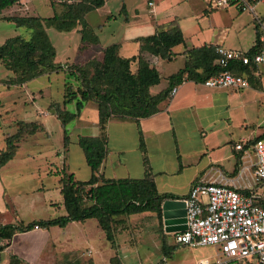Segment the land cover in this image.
<instances>
[{"label":"rangeland","instance_id":"rangeland-1","mask_svg":"<svg viewBox=\"0 0 264 264\" xmlns=\"http://www.w3.org/2000/svg\"><path fill=\"white\" fill-rule=\"evenodd\" d=\"M60 1L62 0H54L62 6ZM210 2L211 0H155V6L148 9L143 0H107L99 10L88 13L85 20L98 36L110 30L120 32L122 26L132 34L146 37L157 30H167L178 25L188 44L196 45L209 36L211 29L208 30V19L233 11L240 13L234 6L222 11L212 9ZM51 13L49 0H20L6 17H0V40L5 39V44L7 40L14 39L12 62L4 63L0 59V134L3 132L6 136L14 135L19 122H38L43 125L41 131L24 136L26 139L19 144L20 147L18 145L8 163L14 164L13 168L19 172H33V177L25 173L24 179L28 178L30 185L40 181L39 185H44L41 196L53 203L61 201L62 206L57 173L62 169L69 173L73 170L77 180L85 181L91 172L77 139L79 136H97L96 126L91 121L93 115L90 116L89 113L91 111L94 114L97 103L89 101L85 104L87 122L79 123L80 127L75 126L74 120L63 128L50 113L54 108L58 113L65 110L75 112V101L66 105L64 101L72 95L78 96V90L90 91L89 80L94 70L91 64L102 61L101 44H105V41L103 38L96 45L82 43L80 25L71 32H60L53 26H44L55 49L53 67H38L36 71H31L25 64L24 48L21 46V40L27 41L31 31L16 27L13 22L6 21V18L11 15L48 18ZM210 16L211 19L208 18ZM175 18H180L176 24L172 22ZM224 28L221 26L217 32ZM258 72L259 77L253 79L254 84L236 92L239 100L233 109L232 123L237 126V131L240 130L238 137L243 135L245 139L252 136L251 139H255L259 134H264L263 65L259 66ZM111 118L121 119L116 115ZM64 134L69 137L66 148L63 145ZM49 171L56 172V175L44 180ZM64 215L62 206L60 212L53 213L51 218ZM52 228L49 235L51 241L47 246L38 235L21 237V241L17 242L18 251L14 249L18 256L25 258L30 264H161L165 256L163 244L167 250L173 249L170 258H167L168 264H195L200 259H213L215 256V249L211 246L189 248L176 245L172 236L165 235L163 222L155 213L116 218L112 224V242L105 239L95 219L70 223L63 228Z\"/></svg>","mask_w":264,"mask_h":264},{"label":"crops","instance_id":"crops-1","mask_svg":"<svg viewBox=\"0 0 264 264\" xmlns=\"http://www.w3.org/2000/svg\"><path fill=\"white\" fill-rule=\"evenodd\" d=\"M252 4L254 14L264 13V4L257 0H254ZM124 5L126 8V4ZM10 9L13 10V8ZM10 9L2 11L0 17L7 15ZM236 10L240 13L226 12L227 15L215 16L212 20L208 19V30H211L209 36L201 43L188 44L187 38L181 32L184 43L171 49L173 55L170 60H163L143 52L142 58L159 75V83L149 88V94L157 96L167 90L169 77L183 69L187 61H191L186 52L193 48L208 45L211 47L222 46L248 53L254 48L256 50L254 15L250 12ZM208 18L211 19V16ZM179 21L180 18H175L172 22L176 24ZM221 26L225 27L224 30L217 32ZM176 27L181 28L178 25ZM120 29V32L114 33L110 30L105 34L101 33V36L94 33L98 37L99 43L104 38L105 44H101V49L115 44L118 45L117 54L121 58L129 59L140 55L141 43L139 40L142 37L130 33L128 28L121 26ZM92 30L94 32L93 28ZM4 42L5 39L2 38L0 45ZM137 67V61L132 62L130 64L131 72L134 73ZM258 69L259 67H256L255 77H259ZM174 88L176 89L175 93L172 95L170 91L158 105V112L148 118H111L107 121L105 125L106 157L99 169V173L105 179L143 178L145 168L148 167L157 192L171 195L173 198L169 200H183L190 187L200 180L219 182V173L228 183L236 182L235 178L243 161L240 158L241 154L233 149V145L246 138L243 135L238 137L241 134L240 130L237 131V126L232 123L233 109L239 100L236 92L239 91L206 88L202 83L192 80H185ZM86 111L87 105L74 119L76 127L79 126V123L87 122ZM89 113L90 116L93 115L91 121L96 126L98 134L97 110L94 111V114L91 111ZM50 114L55 117L54 110ZM45 117L49 116L45 115ZM38 124L41 125V123ZM262 134H259V137H263L264 134ZM6 137L1 132L0 152L5 149L4 140ZM24 139L26 138H23L16 146L18 147ZM141 141L144 145V153L140 147ZM144 157L147 160L146 166L143 161ZM13 165L7 162L0 168V226L8 224L26 226L31 222L51 220L53 213L60 212L63 202L61 206V201L57 203L46 201V198L41 196V189H44V185H39L40 181L30 185L28 178L25 177L27 178L25 180L23 177L25 173L33 177L34 173L19 172L13 168ZM70 172L67 173L73 174L74 180L79 181L75 177V171ZM57 174L60 180V172ZM118 174H121L120 177ZM45 175L44 180H49L56 175V172L49 171ZM90 176L91 172L88 179ZM247 178L249 179V173H247ZM236 185H238L237 182ZM52 229V227L48 229L33 228L17 233L8 243L0 241V264H13V261L18 264H30L25 258L18 256L14 250L18 251L17 242L21 241V237L34 234L40 236L47 246L51 241L49 235ZM165 235L172 236L167 233ZM30 246L32 247V244ZM166 264H168L167 259Z\"/></svg>","mask_w":264,"mask_h":264},{"label":"trees","instance_id":"trees-1","mask_svg":"<svg viewBox=\"0 0 264 264\" xmlns=\"http://www.w3.org/2000/svg\"><path fill=\"white\" fill-rule=\"evenodd\" d=\"M20 0H0V14L10 8H16ZM107 0H62V6L49 0L52 10L51 17L39 18L13 15L6 18L18 28L31 31L27 41L21 40L24 48V61L31 71L38 67L52 69L55 49L52 46L44 26H53L60 32H71L78 25L81 26L80 34L82 43L96 45L98 37L92 28L87 25L85 16L101 8ZM61 7V8H60ZM124 10V6L122 7ZM6 17V16H5ZM2 18V17H1ZM14 39H9L0 45V59L2 62L11 63ZM140 55L129 59L121 58L117 54L118 45H110L102 49V61L91 64L94 68L90 77V91L78 90L77 95L70 96L64 104L75 101V112L63 111L58 113L54 108V115L65 126L73 121L89 101L97 103L98 134L94 137L79 136L77 144L82 150L85 162L91 171L87 181L74 180L73 174H68L64 169L60 172V193L63 198V207L66 214L55 219L31 222L26 226L4 225L0 226V241L7 243L17 233L29 231L33 228L66 227L69 223H81L88 219H95L103 231L105 239L113 241L112 224L121 216H132L142 213H155L162 221V203L173 197L168 194H159L153 181L151 171L145 168V176L141 179H105L99 169L106 157L107 137L105 125L112 116L121 119L148 118L158 112V105L176 86L185 80L203 83L209 77L217 74L222 69L216 64L215 47L204 45L186 52L191 61H187L184 68L169 77V85L165 92L157 96L149 94V88L159 83L157 71L150 68L142 58V53L157 56L163 60H170L173 55L171 49L183 44L184 39L180 29L176 26L168 30H160L153 35L142 37L140 40ZM255 52L249 51V54ZM8 60V61H7ZM11 61V62H10ZM137 61V70L133 73L130 64ZM93 63L96 61H92ZM229 69L235 75L245 77L249 83L254 84L256 67L234 63ZM42 127L37 122H19L14 135H7L5 149L0 152V168L5 165L15 154L16 144L24 136H31ZM69 137L64 134V148L68 145ZM264 139L258 137L253 140ZM144 153V145L140 142ZM144 164L147 160L144 157ZM165 260L170 258L173 249H168L163 244ZM13 264L18 262L13 261ZM162 264V263H161Z\"/></svg>","mask_w":264,"mask_h":264},{"label":"built area","instance_id":"built-area-1","mask_svg":"<svg viewBox=\"0 0 264 264\" xmlns=\"http://www.w3.org/2000/svg\"><path fill=\"white\" fill-rule=\"evenodd\" d=\"M143 1L148 9L155 6V0ZM251 1L211 0L212 9L234 6L254 15L256 50L249 54L215 46L216 64L222 70L206 79L204 87L242 91L250 87L249 81L235 75L229 66H264V13L254 14ZM257 1L264 4V0ZM175 91L173 88L171 94ZM233 149L243 161L235 178L238 185L228 183L220 173L219 182L194 183L182 200L186 230L171 234L179 246L215 249L213 259H200L197 264H264V139H241Z\"/></svg>","mask_w":264,"mask_h":264},{"label":"water","instance_id":"water-1","mask_svg":"<svg viewBox=\"0 0 264 264\" xmlns=\"http://www.w3.org/2000/svg\"><path fill=\"white\" fill-rule=\"evenodd\" d=\"M162 221L167 234L183 232L185 225V206L182 200H166L162 203Z\"/></svg>","mask_w":264,"mask_h":264}]
</instances>
